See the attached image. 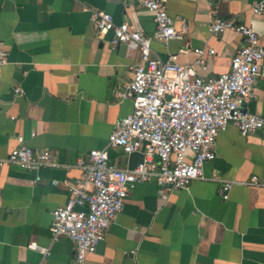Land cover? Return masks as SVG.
<instances>
[{
    "label": "crops",
    "instance_id": "0c3cea01",
    "mask_svg": "<svg viewBox=\"0 0 264 264\" xmlns=\"http://www.w3.org/2000/svg\"><path fill=\"white\" fill-rule=\"evenodd\" d=\"M258 1L165 0L175 28L184 23L187 30L181 40H151V51L161 60L176 54L178 63L201 76L224 73L242 38L232 31L212 36L208 26L214 17L232 19L250 25L264 44V12L250 11ZM90 11L106 12L145 37L155 29L139 0H0V50L6 55L0 65V159L20 137L58 164L35 172L0 166V264H75L68 238L51 241V212L65 205L67 183L83 175L76 160L106 147L114 123L132 112L119 93L132 79L139 52L113 46L109 32L98 35ZM195 48L214 51L202 57L205 71L196 64ZM243 109L264 117V57L254 97ZM213 150L203 178L186 189L137 184L84 264H264V133L242 137L228 125ZM108 158L130 169L141 157L111 148ZM253 177L257 185L250 184ZM224 182L230 183L226 200L219 192ZM31 242L48 254L29 249Z\"/></svg>",
    "mask_w": 264,
    "mask_h": 264
},
{
    "label": "built area",
    "instance_id": "2783aa9c",
    "mask_svg": "<svg viewBox=\"0 0 264 264\" xmlns=\"http://www.w3.org/2000/svg\"><path fill=\"white\" fill-rule=\"evenodd\" d=\"M139 4L152 15L155 29L151 37L141 35L131 24L115 23L106 12L90 11V23L98 35L109 32L113 46L136 48L139 62L132 67L131 81L119 93L131 101V114L114 123L106 147L91 150L76 160L83 175L79 181L67 183L65 205L51 212V241L68 238L73 244L75 264H84L86 256L95 252L137 184L155 181L172 189H186L192 181L203 178L202 166L213 160L217 135L228 125L242 137L264 133V117L243 109L244 102L254 97V84L264 57V44L254 29L232 19L214 17L208 26L212 36L232 31L243 42L226 72L201 76L192 66L178 63L176 54L164 60L153 55L151 40H181L187 28L184 23L175 28L165 0H139ZM250 11L253 15L262 14L264 0L254 3ZM193 52L199 57L196 64L205 71L202 57L205 53L213 55L214 51L195 48ZM5 56L0 50V65L6 63ZM17 141L18 146L0 159V166L10 163L31 172L58 166L50 152L35 153L20 137ZM111 148L125 154L138 153L140 161L130 169L116 168L109 163ZM188 153L190 160L186 158ZM250 184L258 182L253 177ZM229 187L228 182L221 184V199L228 198ZM28 248L43 256L49 252L35 242Z\"/></svg>",
    "mask_w": 264,
    "mask_h": 264
}]
</instances>
